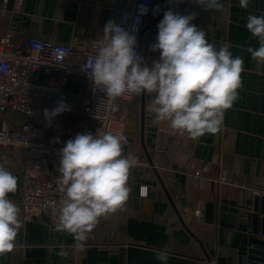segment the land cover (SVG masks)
Returning a JSON list of instances; mask_svg holds the SVG:
<instances>
[{"label": "crops", "instance_id": "0c3cea01", "mask_svg": "<svg viewBox=\"0 0 264 264\" xmlns=\"http://www.w3.org/2000/svg\"><path fill=\"white\" fill-rule=\"evenodd\" d=\"M9 14L0 19V39L14 24L16 41L27 47L30 37L55 43L71 44L86 49L90 42L103 36L109 20L118 22L129 0H25L20 16H12L14 0H7ZM222 11H207L179 6L171 1L156 0L153 18L163 19L170 8L183 15L195 12L192 21L206 31V38L217 48L221 43L233 45V56L244 61L239 98L224 114L220 131L205 134L196 140L173 133L168 122L153 126L150 106L154 94L136 95L126 105L125 131L129 136L127 153L149 161L159 152L162 167L131 169L132 191L123 209L108 218H101L86 241L83 251L74 248L76 241L68 233L54 230L55 222L46 217L23 223L16 248L0 255V264H161L157 251L166 249L167 264H215L217 248L223 245L225 229L220 226L229 206L222 204L224 184L238 188H255L254 171L264 169V66L253 61L245 49L257 48L258 39L246 28L250 14H264V0H250L247 9L239 0H221ZM3 0H0V7ZM148 30L140 39L142 49ZM138 45V43H137ZM139 46V45H138ZM90 90L86 77H73L66 86L69 101L76 106ZM145 118L142 128V105ZM83 124V123H82ZM80 127L76 120L71 122ZM91 129L93 121L83 124ZM150 162V161H149ZM0 163L18 178V189L9 194L18 206L22 196L24 152L5 147ZM199 172L200 177H195ZM165 190L160 183V179ZM147 189V197L141 196ZM203 209V221L195 222L190 215ZM64 250L68 256L59 253ZM206 255L212 258L210 262Z\"/></svg>", "mask_w": 264, "mask_h": 264}, {"label": "clouds", "instance_id": "9594fccd", "mask_svg": "<svg viewBox=\"0 0 264 264\" xmlns=\"http://www.w3.org/2000/svg\"><path fill=\"white\" fill-rule=\"evenodd\" d=\"M207 11H222L221 0H194ZM250 0H239L247 9ZM197 13L183 15L169 9L157 25L155 42L158 60L149 67L136 50L137 38L115 21L109 20L103 36L94 43L89 62L81 66L92 83L106 96L113 110L117 98L154 94L150 112L152 124L168 122L173 133L196 140L220 131L224 114L239 98L244 61L233 56V45L221 43L217 48L206 38V31L192 23ZM246 28L250 39H258V47L245 49L253 61L264 66V14H250ZM69 110L63 102L49 111L47 121ZM127 137L121 131H86L68 139L59 150L56 183L62 193L55 209L54 230L68 233L76 241L74 248L83 251L89 234L101 218L123 209L132 188L131 169L139 166V158L125 154ZM18 189V178L0 163V255L16 248V238L23 226L20 207L9 199ZM141 194H144L142 189ZM59 255L67 257L62 250ZM169 253L161 249L156 259L167 264Z\"/></svg>", "mask_w": 264, "mask_h": 264}, {"label": "built area", "instance_id": "2783aa9c", "mask_svg": "<svg viewBox=\"0 0 264 264\" xmlns=\"http://www.w3.org/2000/svg\"><path fill=\"white\" fill-rule=\"evenodd\" d=\"M170 1L179 6L202 8L194 0ZM7 3V0H3L0 19L8 17ZM155 3L156 0H129L127 9L116 23L138 37L154 20L149 21L153 18ZM24 4L25 0H14L11 15L20 16ZM159 22L160 20L147 29L148 35L142 49L136 45L138 54L142 52L149 67L160 56L159 51L150 50L156 40ZM17 33L14 24L0 39V154L5 147L24 152L22 196L19 204L23 223L43 217L56 222L55 209L63 195L56 183L59 150L77 133L89 131L95 134L101 129L121 131L127 137V144L123 148L125 154H128L126 105L136 95L117 98L114 103L118 107L113 110L106 96L92 83L87 73L81 70V66L89 62L94 53L95 41L82 49L71 44L30 37L25 49L16 41ZM73 77H86L90 81L89 92L81 96V101L76 106L70 103L66 92V86ZM61 101L69 110L55 116L50 122L47 121L43 110L47 108L51 111ZM73 120L93 121L94 125L91 129L82 126L76 128L71 125ZM158 157L159 152L152 162L139 159V166L158 169L162 167ZM195 177H200V173L196 172ZM143 190L144 194L141 196L147 197V189ZM205 216L203 209H197L191 213L190 218L201 222ZM92 238L91 232L88 240Z\"/></svg>", "mask_w": 264, "mask_h": 264}, {"label": "water", "instance_id": "95a60500", "mask_svg": "<svg viewBox=\"0 0 264 264\" xmlns=\"http://www.w3.org/2000/svg\"><path fill=\"white\" fill-rule=\"evenodd\" d=\"M170 0H166L165 8ZM153 20L147 30L160 18ZM143 32L136 37L140 47ZM141 50V47H140ZM142 56V52L140 53ZM145 118V106L142 105V128ZM151 162L150 157L148 156ZM255 188L264 190V169L259 174L254 171ZM160 179V177H159ZM165 190V186L160 179ZM222 204L229 206L227 216L220 226L225 229L223 245L217 248L215 264H264V196L255 192L254 188H238L224 184L221 187ZM49 219L48 217H46ZM212 262V258L206 255Z\"/></svg>", "mask_w": 264, "mask_h": 264}, {"label": "trees", "instance_id": "16d2710c", "mask_svg": "<svg viewBox=\"0 0 264 264\" xmlns=\"http://www.w3.org/2000/svg\"><path fill=\"white\" fill-rule=\"evenodd\" d=\"M76 122H78L79 124H81L80 126H84L83 124H82V120H77ZM74 127V126H73Z\"/></svg>", "mask_w": 264, "mask_h": 264}, {"label": "rangeland", "instance_id": "374dc122", "mask_svg": "<svg viewBox=\"0 0 264 264\" xmlns=\"http://www.w3.org/2000/svg\"><path fill=\"white\" fill-rule=\"evenodd\" d=\"M89 122H90V121H88V120H86V121L83 120V121H82V123H84V124L89 123ZM79 125H80V124H79ZM82 127H83V126H82Z\"/></svg>", "mask_w": 264, "mask_h": 264}]
</instances>
